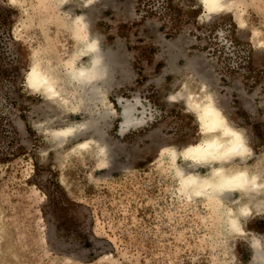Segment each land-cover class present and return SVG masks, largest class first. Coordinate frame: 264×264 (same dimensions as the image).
<instances>
[{
    "label": "rangeland",
    "instance_id": "rangeland-1",
    "mask_svg": "<svg viewBox=\"0 0 264 264\" xmlns=\"http://www.w3.org/2000/svg\"><path fill=\"white\" fill-rule=\"evenodd\" d=\"M7 1L0 0V222L6 232L0 255L7 253L0 264H218L220 258L245 264L244 247L233 246L230 256L232 247L219 240L214 207L178 194V183L156 168L155 154L163 143L196 135L189 113L170 97L188 62L197 72L192 78L205 79L246 130L252 149L264 146V0H243L207 17L193 0L86 6L91 29L105 36L102 46L119 63L103 88L109 115L92 127L102 135L106 159L81 154L58 163L34 123L77 125L82 132L72 140L88 135L80 128L85 115L75 104L52 113L40 93L25 91L24 78L61 10L39 0ZM59 39L63 57L68 41ZM58 69L64 71L61 62ZM118 96H138L151 106L150 121L119 133ZM253 230L264 232V218Z\"/></svg>",
    "mask_w": 264,
    "mask_h": 264
},
{
    "label": "bare ground",
    "instance_id": "bare-ground-1",
    "mask_svg": "<svg viewBox=\"0 0 264 264\" xmlns=\"http://www.w3.org/2000/svg\"><path fill=\"white\" fill-rule=\"evenodd\" d=\"M39 1L40 5L41 2H46L57 7L61 14L54 23L47 26L44 49L40 59L32 57L24 78V89L40 93L42 102L52 113H58L69 106L73 110L80 108L85 115L80 128L83 124V129H88L89 133L71 140L70 137L79 129L77 125H58L54 129L41 125V122L39 125L34 123L36 130L46 139L45 148L51 151L56 163L61 158L74 155L104 156L105 148L103 142L99 141L102 135L92 130V127L99 119L109 115L111 107L103 88L109 79L112 65L119 63L117 53L102 46L105 36L99 30L91 29L93 13L85 8H90L98 0ZM241 1L243 0H193V4L200 5L207 17L236 7ZM7 2L22 4V0ZM73 7L81 12L75 13ZM26 17L29 19V16ZM20 27L16 26V29L19 30ZM63 35L68 44L65 55L60 57L58 41ZM60 62L64 67L62 72L58 69ZM190 63L183 66L186 73L177 80L178 86L173 94L171 88L170 97L176 99L189 113L195 124L196 135L188 140L161 144L155 154V166L159 169L162 167L166 176L178 183V194L186 199L206 201L208 206L214 207L218 215V238L223 246L228 249L232 247L230 256L234 253L233 246L235 250L244 247L250 254L245 264H264V232L253 230V223L264 218V146L258 153L252 149L246 130L217 100V95L208 87L205 79L200 77L198 80V76L197 79L192 78V74L197 72ZM117 101L121 106L119 133L146 125L150 121L152 115L148 110L151 106L141 102L138 96H118ZM74 104L76 108H73ZM261 106L264 107V102ZM262 115L264 118V112ZM5 234V228L0 222V240H3ZM0 245L4 247L3 243ZM6 254L0 257H5ZM225 254L226 252L223 253ZM224 261V258H220L217 263L232 264L230 260Z\"/></svg>",
    "mask_w": 264,
    "mask_h": 264
}]
</instances>
